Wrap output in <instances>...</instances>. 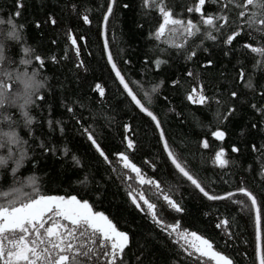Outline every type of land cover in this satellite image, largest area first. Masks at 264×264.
<instances>
[{
	"label": "trees",
	"instance_id": "trees-1",
	"mask_svg": "<svg viewBox=\"0 0 264 264\" xmlns=\"http://www.w3.org/2000/svg\"><path fill=\"white\" fill-rule=\"evenodd\" d=\"M185 7L181 13L183 16L198 18L195 13L187 12V4L191 0H175L177 12H181V4ZM124 4L130 7L124 8ZM21 16L14 17L18 24L25 25L20 30V39H9L6 54L11 57L16 65H20V60L25 57L24 47H31L35 54L45 57L46 68H39L38 62L28 67H37L38 71L49 77L47 85L41 90L40 95L46 99L42 102L37 99L31 105L30 113L36 117L30 127H25L21 112L17 107L7 108V112L13 114L21 123L16 127L17 133L30 144L35 143L30 136V131L34 130L37 135L41 128L48 131L47 118L49 109L47 104L52 105V115L55 118H63L66 121L68 132L66 138L70 148L83 157V167L75 166L68 157L57 155L47 158L40 155L41 150L35 149L34 159L39 160L35 166L31 159L19 170L23 176L36 175L39 186L45 194H77L78 198L89 199L94 203L96 210L104 211L113 218L122 231L129 233V243L125 247L123 264H202L198 260V255H189L177 242L175 236H169L161 227L154 223L150 214L141 211L132 203L127 195L128 188L125 185L124 177L120 174L122 166L119 158L115 155L117 150L127 151L133 158V162L144 168L149 175H158L166 181L165 188L172 185L171 194L174 199L180 202L183 212L171 209L167 202L159 197L154 188L144 185L154 200L158 199L163 206L164 214L169 222H180L181 229L188 228L198 231L207 237L212 238L216 243L215 247L224 250L234 260V264H256L255 257V230L253 224V214L248 203L237 192L235 188L239 186L247 187L258 199L264 198V149L260 146L264 143V116L252 107H264V70H253L251 68L250 50L243 47L245 42L255 43L249 38L247 31L242 32L234 38V46L238 51H230L229 55L224 54L225 47L219 42L206 41L204 46L197 47V52L191 60L181 56L178 52H173L169 63L164 66L163 71L147 66V75L153 81L164 79L166 83L162 86L159 102L156 105L160 118L164 121V127L171 140H174L183 149L182 155L187 158L190 165L197 170L205 186L214 194L222 197V193L230 191L231 197L210 200L203 196L188 181L176 173L170 164L166 166V156L163 154L161 143L158 142V133L154 131V126H148V118L127 102H121L122 98L115 95L116 86L112 80L108 79L109 67H106V58L102 54L103 46L100 42L99 29L103 19L102 12L106 11V0H23ZM14 0H0V31L6 32L8 25L7 18L14 14ZM88 12L91 23H85L83 15L85 9ZM214 4L208 11L216 10ZM56 23H53V21ZM110 27L113 31V45L111 50L120 61L131 60L127 67L135 79L145 77L142 70L147 62L144 55L147 53L154 60L158 51H154L152 45L155 41L148 37L149 24L147 18L142 15L141 0H117L114 6V14L110 17ZM36 21L40 22L37 27ZM140 25L138 27L137 25ZM69 30L73 37L84 36V39H77L73 45L69 39ZM199 44V41L196 42ZM208 47L204 51L203 47ZM67 47V57L65 48ZM81 48L80 60H85L88 70L79 67L75 49ZM123 49V53L120 49ZM247 54V55H246ZM57 57L56 61L50 59ZM167 59L168 56L165 55ZM212 59L214 65H206L204 61ZM242 61L247 72H252L253 89L245 87L241 81L240 63ZM20 66L17 70H23ZM189 70L200 72L205 89V94L209 96H220L222 100L236 103L240 109L235 114H229L227 120L217 123L214 120V113L217 109L215 100L209 101L211 107L192 104L186 99L185 87L191 90V86L199 89L198 82L188 75ZM159 73L156 75V73ZM183 78L184 83L179 89L170 83V79ZM43 78V76H41ZM245 79H248L247 75ZM96 81L106 84L107 100L99 96V92L94 90ZM92 87L89 88L88 85ZM63 85V88H61ZM236 90L242 99L230 96V91ZM62 97L64 99H79L88 107L81 109L79 104L74 105V110L83 113L84 123L92 122L91 112H95L103 107L108 114L115 116L114 121L109 125L104 122L103 117H98L99 123L103 124V131L106 134L104 147L110 154L113 164L106 163L103 158L89 162L88 157L95 151L89 150L90 141L85 136L77 133L75 129L76 121L68 119L65 107H62ZM95 97V99H92ZM167 97L168 99H165ZM71 100H69V103ZM115 109V112H112ZM175 109L176 111H169ZM177 112L182 115H177ZM193 115L199 117L204 124L211 123L212 127H200L193 119ZM124 123H130V130L125 133ZM257 127L253 128L252 125ZM87 126V125H85ZM219 126L226 132L223 141L213 137L211 131ZM244 128V133H241ZM4 130H9L4 127ZM135 138L139 143L135 149L127 150V142L124 136ZM210 142L209 148H204L203 139ZM65 137H62L59 130L54 134V140L59 144ZM235 144L239 151L234 152L232 145ZM253 145L256 147L254 148ZM220 146L226 150L225 156L230 160L228 165L220 167L212 163L215 151ZM98 157V153H96ZM158 156L162 159H156ZM151 162L158 164L157 168L151 167ZM113 165L117 171H113ZM89 172V181L86 184L77 183L83 180L84 173ZM129 172L130 170L125 169ZM134 176V173H130ZM10 174L0 177V184L10 182ZM128 183L135 184L134 180ZM102 195L97 197L96 193ZM243 200L244 205L238 203ZM142 203V202H141ZM247 205V207H245ZM146 208V206H145ZM229 220V225H224L223 220ZM220 224V227L217 225ZM225 229L234 233L231 239L226 234ZM194 251V250H193ZM206 259V258H204Z\"/></svg>",
	"mask_w": 264,
	"mask_h": 264
},
{
	"label": "snow or ice",
	"instance_id": "snow-or-ice-1",
	"mask_svg": "<svg viewBox=\"0 0 264 264\" xmlns=\"http://www.w3.org/2000/svg\"><path fill=\"white\" fill-rule=\"evenodd\" d=\"M16 5L13 15L7 18L8 29L6 32L0 31V105H5L9 101L17 104L21 112L22 122L25 127H30L32 121L36 119L28 111V105H33L39 99L42 102L46 99L41 93L45 88L49 77L38 71L37 67L28 70L33 61L38 62L39 68H46L45 57L41 54H35L31 47H24L25 57L20 60V65L6 54L7 41L11 39H20V30L25 27L24 24H18L14 17L21 16V9L24 6L23 0H14ZM117 0H106V11L102 12L105 26L109 22L110 15L114 14V6ZM206 4H215L216 10L208 11ZM125 9L130 7L124 4ZM185 5L181 4V12H177L175 0H141L142 15L147 18L149 24L148 37L152 38L155 43L152 45L154 51H158L153 60L147 53L144 60L147 62L142 66L145 71V77L135 79L131 71L122 65H130L131 60L124 59L121 56L120 61L116 59L111 50L109 39H104L102 54L106 56V67H109L108 79L112 80L116 86L115 95L122 98L121 102H127L135 110L149 118L148 126L154 125V131L158 133V142L162 144L163 154L167 158L166 166L170 164L172 169L181 175L186 181L190 182L203 196L210 200L220 199L221 196L212 194L205 186V180L201 178L199 172L190 165L186 157L182 155L183 149L174 140L168 136L164 127V121L156 105L159 102L162 86L166 83L164 79L153 81L147 75V66L153 65L159 71L164 70V66L169 63L171 54L178 52L184 58L191 60L196 55L197 47L204 46L206 41L219 42L225 47L224 54L229 55L230 51L239 49L235 48L234 38L242 32L247 31L249 38L255 43L245 42L243 47L250 50L251 68L253 70H264V0H191L187 4V12L200 14L199 18L191 16L185 17L183 12ZM91 9H85L83 20L85 23H91L88 12ZM0 23H4L0 19ZM53 23H56L54 20ZM37 27L40 22L36 21ZM140 27L139 23L137 25ZM69 39L73 45H76L77 39H84L80 35L73 37L69 30ZM115 40L116 37L114 36ZM199 41V44L196 42ZM208 51V47H203ZM77 64L79 67L88 70V64L85 60H80L81 48L75 49ZM123 53V49H120ZM67 47L65 48V57H67ZM165 55L168 58H165ZM247 55V54H246ZM52 61H56L55 55L51 56ZM206 65H214L212 59L204 61ZM240 63V79L244 82L245 87L253 89L252 72H247L242 61ZM23 70H17L20 66ZM159 73L157 72L156 75ZM188 75L193 77L199 84L196 86L185 84V96L192 104L204 105L211 107L209 101L215 100L217 109L214 113V120L219 124L222 120H227L229 114H235L240 109L236 103L224 101L220 96H209L205 94L203 81L200 72L189 70ZM247 75L248 79H245ZM43 76V79H38ZM16 80L22 82L23 87L20 91L15 92L9 97V93L14 89ZM172 85L179 87L184 83L183 78L170 79ZM92 87L91 84L88 85ZM63 88V85H61ZM264 90V85L261 86ZM94 90L99 92V96L107 100L106 84L96 81ZM39 93V94H37ZM230 96L237 99L243 97L238 95L236 90L230 91ZM92 99H95L93 97ZM165 99H168L165 97ZM69 100L71 102L69 103ZM79 104L81 109L88 106L79 99H64L62 97V107H65L69 120H75L74 126L77 133L85 136L90 141L89 150L94 148V152L88 157L89 162L99 158L108 164H113L110 154L103 146L106 134L103 131L104 125L99 123L98 117H103L104 122L111 124L115 116L104 111L103 107L95 112L90 113L92 122L84 120L83 113L74 110V105ZM49 116L47 118L48 131L44 132L41 128L40 134L34 130L30 131V136L35 143L30 144L28 140L22 138L16 131V127L21 123L13 114L7 112V109L0 108V121H7L9 130L0 128V146H7V154L0 155V164L6 165L0 169V177L10 174V182L0 184V264H123V255L126 245L129 243V233L118 228L104 211L96 210L94 203L89 199L80 197L77 194H45L39 186L38 179L32 175L23 176L20 169L31 159L33 166L39 163L34 159L35 149L41 150L40 155L47 158V155L56 157L61 155L68 157L75 166L83 167V157L70 148L66 133L68 128L63 118H55L52 115V105L47 104ZM253 108L264 116V107H258L253 104ZM169 111H176L169 109ZM115 112V109H112ZM177 115H182L177 112ZM193 119L198 126L211 128V123L204 124L199 117L193 115ZM264 123V121H262ZM87 125V126H85ZM257 127L256 124L252 125ZM123 128L127 133L130 123H124ZM59 130L62 137H65L62 143L54 140V134ZM244 133V128H241ZM211 135L223 141L226 132L219 126L211 131ZM127 142V150L135 149L139 143L135 138L124 136ZM204 148L210 147L207 138L200 141ZM255 148L256 146L253 145ZM264 149V143L260 146ZM232 150L238 152V147L233 144ZM98 153V157L96 156ZM226 150L220 146L212 158V163L223 167L230 163L225 156ZM115 155L119 158V164L122 166L120 174L124 177V182L128 188L127 195L137 208L150 214L155 224L168 233L169 236H175L180 246L184 248L189 255L199 254L198 260L202 264H234L233 258L226 254L224 250L215 247V241L204 234L188 228L181 229L180 222H169L164 214L163 206L159 204L158 199L154 200L144 189V185L154 188L159 197H162L167 205L177 212H183V205L173 198L171 194L172 185L165 188L166 181L158 175H149L144 168L133 162V158L127 151L117 150ZM156 159H162L158 156ZM11 161V164H8ZM152 168H157L158 164L151 162ZM130 173H134V176ZM113 171H117L113 165ZM89 172L84 173L83 180H77V183L86 184L89 181ZM134 180L136 183H128ZM239 193H244L251 200V208L254 210L255 222V256L258 264H264V198L258 199L257 196L247 187L239 186L234 189ZM97 197L102 194L96 193ZM230 191L222 193L224 197H231ZM142 202V203H141ZM238 203L244 205V201ZM146 206V208H145ZM247 207V205H245ZM224 225H229V220L222 221ZM220 227V224L217 225ZM229 239L234 233L225 229ZM194 250V251H193ZM207 258V259H204Z\"/></svg>",
	"mask_w": 264,
	"mask_h": 264
},
{
	"label": "bare ground",
	"instance_id": "bare-ground-1",
	"mask_svg": "<svg viewBox=\"0 0 264 264\" xmlns=\"http://www.w3.org/2000/svg\"><path fill=\"white\" fill-rule=\"evenodd\" d=\"M111 17V15H110ZM99 35H100V42L103 46L104 44V39L107 38L109 39L110 41V45L112 43L113 45V31L111 30V27H110V20L109 22L107 23V25L105 26L104 22H103V19L101 21V24H100V29H99ZM106 58V56H105ZM138 111V110H137ZM142 114V113H141ZM149 119V118H148ZM154 126V125H153ZM161 147H162V144H161ZM163 150V148H162ZM167 159V158H166ZM181 176V175H180ZM182 177V176H181ZM186 180V179H185ZM190 183V182H189ZM191 184V183H190ZM193 186V185H192ZM194 187V186H193ZM195 188V187H194ZM196 189V188H195ZM236 194H238L240 197L244 198L246 200V202L248 203V206L250 208V210L252 211V214H253V209L251 208V202L249 201L248 197L246 194L244 193H239L237 192ZM253 224H254V215H253ZM254 230H255V225H254ZM199 256V254H196ZM256 257V256H255ZM207 259V258H206ZM257 264V263H256Z\"/></svg>",
	"mask_w": 264,
	"mask_h": 264
},
{
	"label": "clouds",
	"instance_id": "clouds-1",
	"mask_svg": "<svg viewBox=\"0 0 264 264\" xmlns=\"http://www.w3.org/2000/svg\"><path fill=\"white\" fill-rule=\"evenodd\" d=\"M38 79H43L41 78V76H38L37 77ZM23 87V84L21 81L19 80H16L15 83H14V89L12 92L9 93V97H11L12 95L15 94V92L17 91H20ZM42 90V89H41ZM39 94V93H37ZM11 107H17L18 108V105L17 104H12L10 101L5 104V105H0V108H11ZM30 108H31V105H28V111L30 112ZM7 126V121H0V128H4ZM7 154V146L4 145V146H0V155H6ZM8 164H11V161H8ZM6 165H3V164H0V169H2L3 167H5Z\"/></svg>",
	"mask_w": 264,
	"mask_h": 264
},
{
	"label": "flooded vegetation",
	"instance_id": "flooded-vegetation-1",
	"mask_svg": "<svg viewBox=\"0 0 264 264\" xmlns=\"http://www.w3.org/2000/svg\"><path fill=\"white\" fill-rule=\"evenodd\" d=\"M212 5H214V4H206L205 8L210 9ZM193 13H194V12H193ZM195 15H196L198 18H199V16H200V14H198V13H195Z\"/></svg>",
	"mask_w": 264,
	"mask_h": 264
},
{
	"label": "water",
	"instance_id": "water-1",
	"mask_svg": "<svg viewBox=\"0 0 264 264\" xmlns=\"http://www.w3.org/2000/svg\"><path fill=\"white\" fill-rule=\"evenodd\" d=\"M185 179V178H184ZM198 190V189H197ZM199 191V190H198ZM224 198V196H222L220 199H223ZM249 199V198H248ZM249 201L251 202V200L249 199ZM253 215H255L254 214V210H253ZM254 225H255V222H254ZM256 263L258 264V262H257V260H256Z\"/></svg>",
	"mask_w": 264,
	"mask_h": 264
}]
</instances>
